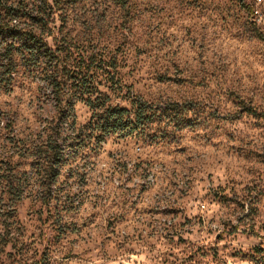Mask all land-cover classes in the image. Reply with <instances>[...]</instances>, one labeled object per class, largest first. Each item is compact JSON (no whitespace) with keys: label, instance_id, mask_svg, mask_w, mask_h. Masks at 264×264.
Instances as JSON below:
<instances>
[{"label":"rangeland","instance_id":"rangeland-1","mask_svg":"<svg viewBox=\"0 0 264 264\" xmlns=\"http://www.w3.org/2000/svg\"><path fill=\"white\" fill-rule=\"evenodd\" d=\"M46 2L0 0L44 45L0 52V264H264V0Z\"/></svg>","mask_w":264,"mask_h":264},{"label":"trees","instance_id":"trees-1","mask_svg":"<svg viewBox=\"0 0 264 264\" xmlns=\"http://www.w3.org/2000/svg\"><path fill=\"white\" fill-rule=\"evenodd\" d=\"M45 8L38 9L35 17L32 19L37 20V23H44V28L47 25V18L52 11V6H46L47 2L44 0L43 3ZM244 7L248 8L247 5L244 4ZM249 9V8H248ZM1 14V12H0ZM41 14V15H39ZM8 20L0 21V52H3V57L5 58L7 64L5 68L7 69V73L10 75L14 71V60L13 55L16 52L28 51L30 54L34 52L37 53V48L44 46L41 42V39L37 38L34 32H26L24 26L22 27V22L20 19L23 16L19 10L10 9L7 13ZM43 16V17H42ZM19 19V20H18ZM17 20V21H16ZM29 41V44L27 42ZM10 80V78H8ZM2 80H0V83ZM107 121L104 126V132H120L123 136L130 135L132 132L138 130L139 126L142 125L143 111L137 110L135 113L134 122L130 119L125 118L124 116L127 114L126 110L123 109H107ZM63 117H66V114H63ZM46 148L44 152V156L40 157L41 162L37 164L36 172L42 179V182L51 183L52 180L57 176L58 171L54 169V167L60 164V161L63 156L62 147L58 143V140L50 139L46 141ZM50 152V154L48 153ZM7 178V186L10 191H14L17 199H20L24 192V186L26 185V174H24L23 181H18L15 185L13 184V179H17L16 176L9 175ZM50 185H48L49 187ZM50 198V189L47 193L41 195L42 200H48Z\"/></svg>","mask_w":264,"mask_h":264}]
</instances>
